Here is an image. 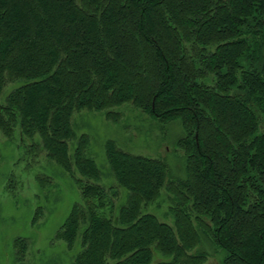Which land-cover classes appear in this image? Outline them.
Listing matches in <instances>:
<instances>
[{
	"label": "trees",
	"instance_id": "trees-1",
	"mask_svg": "<svg viewBox=\"0 0 264 264\" xmlns=\"http://www.w3.org/2000/svg\"><path fill=\"white\" fill-rule=\"evenodd\" d=\"M7 82L0 133L80 189L56 236L74 264H207L203 238L222 264H264V0H0ZM124 104L180 120L183 179L108 141L106 188L85 135L68 154L75 111L117 121ZM163 188L172 225L145 212Z\"/></svg>",
	"mask_w": 264,
	"mask_h": 264
},
{
	"label": "rangeland",
	"instance_id": "rangeland-1",
	"mask_svg": "<svg viewBox=\"0 0 264 264\" xmlns=\"http://www.w3.org/2000/svg\"><path fill=\"white\" fill-rule=\"evenodd\" d=\"M17 85L4 84L0 103ZM112 111L120 114L117 121L108 119L106 111L81 110L71 116L73 138L68 141V154H73L79 138L85 135L86 155L99 170L100 185L116 186L105 156L108 141L130 154L165 161L171 180L185 177V158L177 145L183 135L180 120L160 123L131 104ZM117 189V205H121L127 193ZM170 196L163 188L145 212L172 225ZM80 201V189L73 177L43 153L30 157L20 145L18 133L12 140L0 133V264H74L80 247L76 244L69 250L56 236L72 206ZM39 208L41 214L36 217ZM18 238L26 240L24 252L15 245ZM214 248L206 238L199 244V250L210 254L207 264H222L225 254L218 249L219 253H214Z\"/></svg>",
	"mask_w": 264,
	"mask_h": 264
}]
</instances>
